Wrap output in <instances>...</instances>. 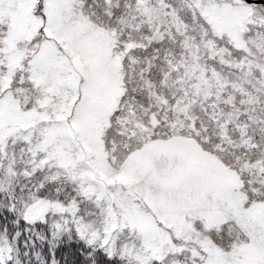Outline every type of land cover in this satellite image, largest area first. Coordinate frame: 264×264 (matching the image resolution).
Masks as SVG:
<instances>
[{"label": "snow or ice", "instance_id": "snow-or-ice-1", "mask_svg": "<svg viewBox=\"0 0 264 264\" xmlns=\"http://www.w3.org/2000/svg\"><path fill=\"white\" fill-rule=\"evenodd\" d=\"M0 264H264V2L0 0Z\"/></svg>", "mask_w": 264, "mask_h": 264}, {"label": "water", "instance_id": "water-1", "mask_svg": "<svg viewBox=\"0 0 264 264\" xmlns=\"http://www.w3.org/2000/svg\"><path fill=\"white\" fill-rule=\"evenodd\" d=\"M262 2H264V0H262Z\"/></svg>", "mask_w": 264, "mask_h": 264}]
</instances>
